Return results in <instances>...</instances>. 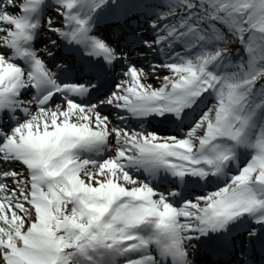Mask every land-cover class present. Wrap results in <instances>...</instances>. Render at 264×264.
Returning <instances> with one entry per match:
<instances>
[{"label":"snow or ice","instance_id":"snow-or-ice-1","mask_svg":"<svg viewBox=\"0 0 264 264\" xmlns=\"http://www.w3.org/2000/svg\"><path fill=\"white\" fill-rule=\"evenodd\" d=\"M0 264H264V0H0Z\"/></svg>","mask_w":264,"mask_h":264},{"label":"rangeland","instance_id":"rangeland-1","mask_svg":"<svg viewBox=\"0 0 264 264\" xmlns=\"http://www.w3.org/2000/svg\"><path fill=\"white\" fill-rule=\"evenodd\" d=\"M231 47L235 48V47H236V45H232Z\"/></svg>","mask_w":264,"mask_h":264}]
</instances>
